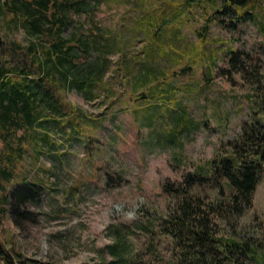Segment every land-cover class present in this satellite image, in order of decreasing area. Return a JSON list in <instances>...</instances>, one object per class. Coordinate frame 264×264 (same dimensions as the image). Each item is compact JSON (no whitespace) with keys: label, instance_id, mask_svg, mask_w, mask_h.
I'll list each match as a JSON object with an SVG mask.
<instances>
[{"label":"rangeland","instance_id":"obj_1","mask_svg":"<svg viewBox=\"0 0 264 264\" xmlns=\"http://www.w3.org/2000/svg\"><path fill=\"white\" fill-rule=\"evenodd\" d=\"M5 1L0 48L48 44L28 33ZM53 2L66 4L60 36L91 43L76 56L95 66L97 80L92 93L61 87L65 115L53 121L46 109L11 141L20 155L11 153L4 190L20 182L42 189L39 201L26 205L34 220L15 227L0 188V244L43 263L108 264L106 247L120 234L131 240L138 226L168 213L162 185L211 160L250 119V86L239 76L231 83L219 69L229 49L263 60L264 0L240 17L218 14L221 0H50L49 15ZM150 68L158 81L140 83ZM261 71L264 82V63ZM137 202L136 218L126 220L124 210ZM239 232L264 242V175Z\"/></svg>","mask_w":264,"mask_h":264},{"label":"trees","instance_id":"obj_2","mask_svg":"<svg viewBox=\"0 0 264 264\" xmlns=\"http://www.w3.org/2000/svg\"><path fill=\"white\" fill-rule=\"evenodd\" d=\"M49 1H5L28 33L47 37L48 43L37 47L31 42L22 47L10 41L0 48V188L4 192L2 208L9 212L15 227L34 220L26 205L39 201L42 187L20 182L4 190L3 183L11 178V153L16 150L20 155V146L13 148L11 141L16 140L18 130H31L37 116L46 109L53 121L56 114L65 115L57 93L61 87L71 84L92 93L97 80L95 66L83 65L76 56L86 55L91 43L86 38L72 43L61 37L66 18L61 11L66 4L53 2L49 15ZM257 1L221 0L217 13L240 17L246 15L239 12L241 9L251 8ZM212 21L207 20L205 32ZM224 58L226 68L219 69V74L231 83L234 76H239L251 88L250 119L241 126L239 136L226 142L211 160L187 172L180 181L162 185L163 193L171 198L168 213L138 226L139 233L131 240L120 234L114 244L106 247L108 264H264V242L239 232L240 220L252 209L255 190L264 175V58L258 60L233 49L227 50ZM154 79L157 77L150 68L140 83ZM4 148L10 152L6 154ZM162 245L164 254L159 249ZM4 249L0 244L4 264H50L18 253L14 254L16 258Z\"/></svg>","mask_w":264,"mask_h":264},{"label":"clouds","instance_id":"obj_3","mask_svg":"<svg viewBox=\"0 0 264 264\" xmlns=\"http://www.w3.org/2000/svg\"><path fill=\"white\" fill-rule=\"evenodd\" d=\"M139 207H140V204L139 202H137V204L133 208L124 210L125 211L124 218L128 221L134 220L137 216Z\"/></svg>","mask_w":264,"mask_h":264}]
</instances>
